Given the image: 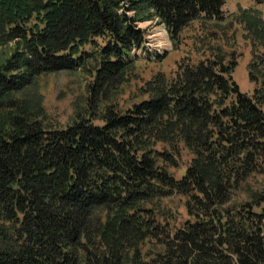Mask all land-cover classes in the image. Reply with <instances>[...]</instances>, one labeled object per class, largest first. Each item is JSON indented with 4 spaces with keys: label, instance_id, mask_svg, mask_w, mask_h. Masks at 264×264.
<instances>
[{
    "label": "trees",
    "instance_id": "trees-1",
    "mask_svg": "<svg viewBox=\"0 0 264 264\" xmlns=\"http://www.w3.org/2000/svg\"><path fill=\"white\" fill-rule=\"evenodd\" d=\"M225 1L0 0V45L16 42L0 62V264H264V192L248 182L264 178V56L248 65L251 96L236 58L214 52L156 73L130 108L118 102L137 21L154 16L175 41L219 20ZM58 71L92 81L54 129L27 92ZM181 147L192 158L176 178ZM173 195L189 217L174 230L154 209Z\"/></svg>",
    "mask_w": 264,
    "mask_h": 264
},
{
    "label": "rangeland",
    "instance_id": "rangeland-1",
    "mask_svg": "<svg viewBox=\"0 0 264 264\" xmlns=\"http://www.w3.org/2000/svg\"><path fill=\"white\" fill-rule=\"evenodd\" d=\"M121 6L119 13L130 7L127 2H122ZM221 10L219 20L199 18L182 30L175 41L154 16L137 21L135 25L143 32V42L139 48L134 47L130 51V56L135 58L134 72L121 86L119 107L126 110L133 103L142 100L144 97L140 95V87L156 73L162 72L171 77L176 64L182 59L195 63L212 56L214 52L236 58L237 67L234 69L233 79L241 92L251 96L254 84L249 81L248 65L254 55L264 56V6L252 0H226ZM126 14L128 17L135 15L133 10ZM15 45L16 42L0 45V62L13 53ZM91 81V75L81 71H58L38 77L33 89L27 93L41 96L46 114L45 123L48 127L61 129L75 119L76 110L83 105ZM262 108L264 113V105ZM180 151V170H171L176 178L180 177L192 158L183 147ZM248 182L253 184L256 192L263 194L264 178L251 177ZM236 197L233 199L235 204L249 200L244 195ZM185 201L184 197L173 195L156 201L154 209L162 213L170 229H178L189 219ZM149 247H145V250Z\"/></svg>",
    "mask_w": 264,
    "mask_h": 264
}]
</instances>
